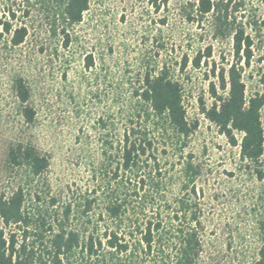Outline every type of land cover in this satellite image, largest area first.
Here are the masks:
<instances>
[{"label": "trees", "instance_id": "16d2710c", "mask_svg": "<svg viewBox=\"0 0 264 264\" xmlns=\"http://www.w3.org/2000/svg\"><path fill=\"white\" fill-rule=\"evenodd\" d=\"M168 1L149 3L158 11ZM88 8V0H0V44L19 47L28 37V20L40 18L65 50L72 43L70 31ZM180 10L187 23L209 26L214 40L231 41L234 61L217 74L213 67L216 83L207 88L211 104L202 113L238 146L239 158L254 178L264 181V96H246L239 68L241 63L249 66L255 43L264 66V0H195ZM205 58H210L208 52ZM200 60L196 55L192 68H199ZM186 64L184 58L179 70ZM92 65L89 56L85 67ZM140 81L131 92L122 130L101 140V162L78 191V201L42 197L34 187L47 172V156L30 143L8 148L6 163L18 179L9 193L0 194V264H205L194 188L199 170L187 157L179 193L172 195L170 172L162 165L169 151L181 156L196 123H188L182 88L165 66ZM13 86L29 124L34 118L27 105L29 89L21 79ZM107 126L101 123L102 130ZM235 134L241 135L239 141ZM260 229L264 233V221ZM251 264H264V242Z\"/></svg>", "mask_w": 264, "mask_h": 264}, {"label": "rangeland", "instance_id": "374dc122", "mask_svg": "<svg viewBox=\"0 0 264 264\" xmlns=\"http://www.w3.org/2000/svg\"><path fill=\"white\" fill-rule=\"evenodd\" d=\"M88 1L65 50L40 18L28 20V37L19 47L0 44V194L9 193L18 179L6 163L8 148L30 143L49 159L34 189L60 202L78 201V191L101 162V140L115 138L123 128L131 92L145 74L165 66L182 88L188 123H196L181 156L169 151L162 159L171 176L170 194L179 193L182 162L191 157L199 170L194 188L205 264H251L264 242V181L254 178L240 160L238 146L202 113L211 104L207 88L209 82L216 83L213 67L217 74L234 61L230 39L214 40L209 26L184 20L180 8L195 0H169L158 11L149 0ZM252 52L249 66L239 65L246 96H264V66L258 62L256 43ZM198 54L200 65L194 69ZM89 56L93 65L87 69ZM184 58L187 64L179 70ZM17 79L30 92L27 105L34 118L29 124L16 98ZM260 120L264 136V104ZM101 123L108 129L102 130ZM240 137L235 134L237 141ZM260 168L264 171V143Z\"/></svg>", "mask_w": 264, "mask_h": 264}]
</instances>
